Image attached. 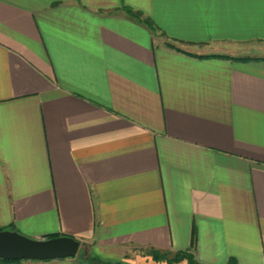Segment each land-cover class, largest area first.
<instances>
[{
    "label": "crops",
    "instance_id": "obj_1",
    "mask_svg": "<svg viewBox=\"0 0 264 264\" xmlns=\"http://www.w3.org/2000/svg\"><path fill=\"white\" fill-rule=\"evenodd\" d=\"M250 43L264 0H0V228L129 264H168L151 247L264 264V47Z\"/></svg>",
    "mask_w": 264,
    "mask_h": 264
},
{
    "label": "water",
    "instance_id": "obj_2",
    "mask_svg": "<svg viewBox=\"0 0 264 264\" xmlns=\"http://www.w3.org/2000/svg\"><path fill=\"white\" fill-rule=\"evenodd\" d=\"M80 247V241L71 236L40 239L17 230L0 229V258L5 260L72 258L78 254Z\"/></svg>",
    "mask_w": 264,
    "mask_h": 264
},
{
    "label": "trees",
    "instance_id": "obj_3",
    "mask_svg": "<svg viewBox=\"0 0 264 264\" xmlns=\"http://www.w3.org/2000/svg\"><path fill=\"white\" fill-rule=\"evenodd\" d=\"M128 12L134 18L142 21L152 32H156L159 30V28L156 26L153 20L150 19L149 17L143 16L142 12L135 11L131 8H128ZM0 229H4V228H0ZM55 236H59V235L52 234V235H49L47 238L55 237ZM142 252L146 255L151 256L156 261H165L168 264H180L183 261L186 262L185 264H200L196 260L191 249L171 252V251H162V250L151 247V248L142 250ZM75 259L77 261V264H129L126 260L104 259L98 254H96L93 251L92 247L86 243H81L80 250L78 254L75 256ZM0 261L11 262L12 260H5V259L0 258ZM228 264H237V261L235 258H231Z\"/></svg>",
    "mask_w": 264,
    "mask_h": 264
},
{
    "label": "rangeland",
    "instance_id": "obj_4",
    "mask_svg": "<svg viewBox=\"0 0 264 264\" xmlns=\"http://www.w3.org/2000/svg\"><path fill=\"white\" fill-rule=\"evenodd\" d=\"M259 46L260 47H264V44H259V43H250V45H249V47H251V48H255V49H259ZM206 48V47H205ZM205 48H202L201 50L202 51H205L204 49ZM263 49V48H262ZM209 49H207V51H208ZM29 237H31V236H29ZM33 238V237H32Z\"/></svg>",
    "mask_w": 264,
    "mask_h": 264
}]
</instances>
